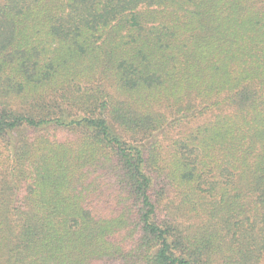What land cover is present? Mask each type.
I'll use <instances>...</instances> for the list:
<instances>
[{"label":"trees","instance_id":"1","mask_svg":"<svg viewBox=\"0 0 264 264\" xmlns=\"http://www.w3.org/2000/svg\"><path fill=\"white\" fill-rule=\"evenodd\" d=\"M264 0H0V264H261Z\"/></svg>","mask_w":264,"mask_h":264},{"label":"rangeland","instance_id":"2","mask_svg":"<svg viewBox=\"0 0 264 264\" xmlns=\"http://www.w3.org/2000/svg\"><path fill=\"white\" fill-rule=\"evenodd\" d=\"M261 264H264V261Z\"/></svg>","mask_w":264,"mask_h":264}]
</instances>
